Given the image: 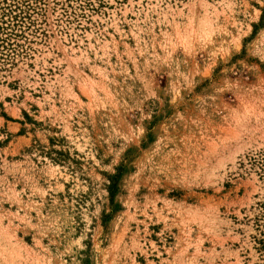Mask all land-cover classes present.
<instances>
[{
  "label": "rangeland",
  "instance_id": "374dc122",
  "mask_svg": "<svg viewBox=\"0 0 264 264\" xmlns=\"http://www.w3.org/2000/svg\"><path fill=\"white\" fill-rule=\"evenodd\" d=\"M0 264H264V0H0Z\"/></svg>",
  "mask_w": 264,
  "mask_h": 264
},
{
  "label": "trees",
  "instance_id": "16d2710c",
  "mask_svg": "<svg viewBox=\"0 0 264 264\" xmlns=\"http://www.w3.org/2000/svg\"><path fill=\"white\" fill-rule=\"evenodd\" d=\"M124 172V167L118 169V174L111 177V185L109 186V193L111 202L114 205L115 196L118 194L120 189V180Z\"/></svg>",
  "mask_w": 264,
  "mask_h": 264
}]
</instances>
